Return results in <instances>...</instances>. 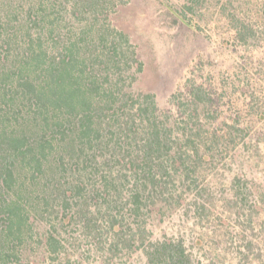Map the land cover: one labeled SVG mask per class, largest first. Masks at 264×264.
<instances>
[{
	"label": "trees",
	"instance_id": "obj_1",
	"mask_svg": "<svg viewBox=\"0 0 264 264\" xmlns=\"http://www.w3.org/2000/svg\"><path fill=\"white\" fill-rule=\"evenodd\" d=\"M118 4L0 0V264H23L34 247L68 264L69 230L109 254L140 246L149 264H191L182 225L155 237L147 220L218 218L216 172L232 169L233 153L215 173L207 168L238 136L249 144V127L209 119L215 105L201 85L174 102L177 118L134 91L142 63L102 20ZM169 9L193 28L184 11ZM234 20L235 40L247 43L252 27ZM250 98L264 119V102ZM244 178L227 179L234 191L220 199L237 223L258 216ZM247 228L243 248L253 258Z\"/></svg>",
	"mask_w": 264,
	"mask_h": 264
},
{
	"label": "rangeland",
	"instance_id": "obj_2",
	"mask_svg": "<svg viewBox=\"0 0 264 264\" xmlns=\"http://www.w3.org/2000/svg\"><path fill=\"white\" fill-rule=\"evenodd\" d=\"M192 1L195 0H116L121 3L119 7L107 11L102 20L128 37L130 49L142 63L132 86L134 91L150 92L162 112L177 118L174 102L193 85H201L211 94L216 110V114L207 117L222 127L235 120L248 125L252 140L244 146L238 136L229 150L219 155L217 164L214 162L207 168L208 173H215L228 153H233L232 169L228 171L226 165L224 171L216 172L211 201L220 215H215L216 220L206 223V219L183 214V221L176 217L154 222L149 219L146 223H150L155 237L164 233L175 235L176 225H182L185 248L192 255L191 264H264V119L255 118V111L262 104L258 107L250 98L254 93L264 102V30H260L264 0ZM169 7L184 11L193 28L185 25ZM234 15L253 29L252 38L245 44L235 40ZM235 173L251 185L248 201L256 207L258 216L249 223L245 219L237 223L233 220L235 216L228 219L220 200L225 193L234 191L227 179ZM247 224L254 227V235L249 238L256 247L253 258L243 248L242 235L249 234ZM69 231L65 237L68 264H149L140 246L109 254L99 249L96 239L83 236L79 230ZM23 264L66 263L34 247L27 251Z\"/></svg>",
	"mask_w": 264,
	"mask_h": 264
}]
</instances>
